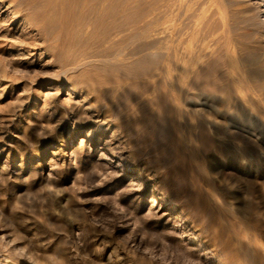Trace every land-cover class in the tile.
<instances>
[{"label": "rangeland", "instance_id": "rangeland-1", "mask_svg": "<svg viewBox=\"0 0 264 264\" xmlns=\"http://www.w3.org/2000/svg\"><path fill=\"white\" fill-rule=\"evenodd\" d=\"M67 1L72 13H54L35 45L0 49V264H233L211 247L214 231L232 239L242 221L254 246L264 240V216L260 233L248 210L254 188L264 193V14L246 0H126L148 6L149 29L137 38L138 20L100 24L82 15L94 0ZM8 11L0 2V20ZM19 23L1 29L22 43ZM117 47L148 49L136 65L149 69L147 100L132 106L148 111L145 134L121 132L125 102L110 111L93 100L107 84L92 72L134 76L89 57Z\"/></svg>", "mask_w": 264, "mask_h": 264}, {"label": "bare ground", "instance_id": "bare-ground-1", "mask_svg": "<svg viewBox=\"0 0 264 264\" xmlns=\"http://www.w3.org/2000/svg\"><path fill=\"white\" fill-rule=\"evenodd\" d=\"M64 1L67 0H0V2H4L5 4H7V9L9 10V14H11V17L9 18L8 16L4 17L3 19L0 20V49H2L5 46H9L11 47L12 45L15 46H20L22 48L24 47H31L33 46L35 39L37 37L38 32L49 28L51 24H53V21L56 20L52 18V15L56 12H58L59 14H64L65 16L69 15V9L71 10V6L67 5L64 3ZM73 1V0H72ZM77 1V0H75ZM74 1V2H75ZM82 2L83 5H87L89 0H79ZM93 2V0H91ZM143 0H139V2ZM170 1V0H169ZM172 1V0H171ZM215 1V0H214ZM68 2V1H67ZM71 0L69 1V4H72L74 2H71ZM133 2V1H132ZM132 2L126 1V0H94V2L90 5L92 7L89 8L91 12V14H82L83 17L87 20L93 19L96 22H101L100 24H102L103 22H109L110 24H116L115 23V19L117 18H121L123 20H130L133 19V21L136 23V21L138 20L140 22V30L138 33H135L133 36L135 37H145L147 34V28L148 25L150 24L149 19L147 20V16H149L147 14V12L149 11H145V9L143 7H141L142 4H132ZM137 2V1H136ZM163 2V0H162ZM165 2V1H164ZM163 2V3H164ZM167 2V0H166ZM165 2V3H166ZM78 3V2H77ZM90 3V1H89ZM144 5L145 2H143ZM169 3V2H168ZM173 2H171L168 5H171ZM215 3V2H213ZM3 4V3H2ZM76 4V3H75ZM73 4V8L75 9ZM78 5L80 8L83 5ZM216 4V3H215ZM215 4H213L215 6ZM89 5V4H88ZM142 5V6H144ZM165 5V4H164ZM177 5V4H174ZM211 6L214 8V6ZM219 5V4H218ZM217 5V7H218ZM221 5V4H220ZM246 5L248 7H251L254 9L255 14L254 16L259 18V16H262L264 14V0H246ZM66 6H70V8H66ZM147 6V5H146ZM167 6V3L166 5ZM164 6V7H165ZM224 6V5H223ZM78 10L81 13V9H83V7L81 9ZM86 7V6H85ZM148 7V6H147ZM163 7V8H164ZM175 7V6H174ZM216 7V6H215ZM217 7L214 8V10H217ZM221 7V6H219ZM92 8V9H91ZM146 8V7H145ZM168 9V7H166ZM165 8V9H166ZM172 8V6H171ZM211 8V9H213ZM86 9V8H85ZM170 9V8H169ZM223 9V7H222ZM219 9V10H222ZM249 9V8H248ZM57 10V11H55ZM73 10V9H72ZM71 10V11H72ZM77 10V8H76ZM88 10V12H89ZM164 10V9H162ZM173 10V8H172ZM213 10V11H214ZM231 10V9H230ZM233 10V9H232ZM231 10V11H232ZM250 10V9H249ZM75 11V10H74ZM77 11V12H79ZM218 11V10H217ZM229 11V10H228ZM235 11V10H234ZM251 11V10H250ZM64 12V13H63ZM83 12V11H82ZM86 12V11H84ZM163 12V11H162ZM220 12V13H219ZM218 15L223 12L219 11ZM236 12V11H235ZM245 12V11H244ZM252 12V11H251ZM72 13V12H70ZM228 13V12H227ZM150 14V13H149ZM166 14V13H165ZM215 14V13H214ZM223 14V13H222ZM231 16L233 15V12L230 14ZM59 16V15H58ZM76 16V15H75ZM222 16H225L224 14ZM221 16V17H222ZM226 16H229L228 14ZM252 16V15H251ZM250 16V17H251ZM63 17V16H62ZM151 17V16H150ZM213 17V15H212ZM217 17V16H216ZM83 18V19H84ZM218 18V17H217ZM217 18H213L214 21H216ZM223 18V17H222ZM62 19V18H61ZM167 19V18H166ZM254 19V18H253ZM218 20V26L221 24L219 22V18ZM14 21H20V25H22V29L24 30L25 36L22 39V43H17L15 42L16 40H14V35L11 34L10 32H7L6 30L1 29L2 26H5V23L7 22H14ZM63 21V19H62ZM213 21V22H214ZM59 22V19H58ZM222 25L226 24V20L225 17L223 19ZM61 23V22H60ZM64 25H66V22H63ZM164 23V22H163ZM167 24V23H166ZM235 24V23H233ZM263 24H264V19H263ZM97 25V24H96ZM109 25V24H108ZM160 25V24H159ZM165 25V24H163ZM228 25V24H227ZM225 25V26H227ZM236 25V24H235ZM59 26V25H58ZM63 26V25H62ZM87 26V25H86ZM110 26V25H109ZM230 26V25H229ZM100 27V26H99ZM224 27V26H223ZM222 27V29H223ZM68 28V27H67ZM110 28V27H109ZM162 28V27H161ZM159 28V29H161ZM214 28V27H213ZM218 28V27H217ZM232 28V25L231 27ZM235 28V27H234ZM59 29V28H57ZM56 29V30H57ZM63 29V28H62ZM61 29V30H62ZM66 29V28H65ZM84 29V28H83ZM101 29V27H100ZM167 29V28H166ZM219 29V28H218ZM59 29V31H61ZM75 30V29H74ZM168 30V29H167ZM224 30L225 27H224ZM223 30V31H224ZM242 30V29H241ZM257 30V29H256ZM55 31V30H54ZM64 31V30H62ZM61 31V32H62ZM162 31V30H160ZM164 31V30H163ZM217 31V30H216ZM219 30V34H220ZM233 30H231L232 32ZM235 31V30H234ZM236 31H238L236 29ZM243 31V30H242ZM21 32V31H20ZM57 32V31H56ZM71 32V31H70ZM214 32V31H213ZM224 33V32H223ZM244 33V32H243ZM63 34V32H62ZM218 34V33H217ZM218 34V35H219ZM227 34V33H226ZM224 34V35H226ZM240 34V33H239ZM237 34V36L239 35ZM242 34V33H241ZM58 35V34H57ZM22 36V35H21ZM227 37H229L228 35H226ZM226 36L225 38L222 37V39H224L226 41ZM244 36V35H243ZM240 37V36H239ZM130 38V37H129ZM236 38V37H235ZM238 38V37H237ZM21 39V38H20ZM70 39V38H69ZM141 39V38H140ZM144 39V38H143ZM133 40V39H132ZM18 41V40H17ZM21 41V40H20ZM135 41V40H134ZM142 41V40H141ZM151 41V39H150ZM132 42V41H131ZM130 42V43H131ZM144 42V41H143ZM148 42V41H147ZM222 42V41H221ZM228 42V41H227ZM236 42V40H235ZM243 42V41H242ZM128 43V42H127ZM129 43V44H130ZM219 43V42H218ZM224 43V42H223ZM222 43V44H223ZM226 43V42H225ZM224 43V44H225ZM240 43V42H239ZM148 44V43H147ZM158 44V43H156ZM221 44V43H220ZM234 44V43H233ZM247 44V43H246ZM35 45V44H34ZM133 45V44H132ZM142 45V44H141ZM237 45V43H236ZM240 45V44H238ZM243 45V44H242ZM156 46V45H154ZM187 45H185V48ZM224 46V45H223ZM227 46V45H226ZM229 46V45H228ZM227 46V47H228ZM177 47V46H176ZM225 47V46H224ZM235 47V46H234ZM242 47V46H241ZM239 47V48H241ZM246 49V46H244ZM118 48V47H117ZM158 48V47H157ZM164 48V47H163ZM178 48V47H177ZM180 48V46H179ZM182 48V47H181ZM180 48V49H181ZM230 48V47H229ZM159 49V48H158ZM157 49V50H158ZM162 49V48H161ZM184 49V48H182ZM106 50V49H105ZM104 50V51H105ZM148 49H113L112 51H105V52H101L99 54H90V56L96 58L99 63L101 64V66H116V65H121V66H125L126 69L128 68L129 70H131V72L133 73V77L137 78H141L144 79V81L140 82L139 81H133L135 80L133 77H129V76H124V75H120V76H109V77H104L103 74L100 75V73H91L90 75V79H92L95 83H99V84H107V89L106 91H104V97L100 98V97H95L93 100L98 102V103H103L107 110H110L111 106H122V104L125 102L126 105V112L122 113V115L120 116V126H121V132H123V134L125 135H131L132 133H137L139 132L140 134H145L146 133V128L148 127L149 123H150V119L148 118V111L147 109H145L144 107H142V105L140 107H135L132 108L133 105H137L138 103L143 102L146 99L147 100V96L144 99L143 95H147L148 93L145 92L142 93L141 92V86H144L145 88L148 82V79L151 78L150 76H148V68H140L137 69L136 65L142 62H146L148 61ZM156 50V49H155ZM169 50V49H168ZM188 50V52L190 53L189 49H186V51ZM161 51V50H160ZM164 51V50H163ZM162 51V53H163ZM184 51V50H183ZM166 52V51H165ZM164 52V53H165ZM169 52V51H168ZM187 52V53H188ZM168 54V53H167ZM166 54V55H167ZM170 54V52H169ZM161 55V54H158ZM156 55V56H158ZM172 56V57H171ZM182 56V55H181ZM180 53H179V49H174V51L172 52V55L170 54V57L172 58V62H173V70L174 72L177 73V75H179L180 69L181 67V62L179 60ZM184 56V54H183ZM187 57L191 56V55H186ZM193 57V56H192ZM159 58V56H158ZM183 58V57H182ZM92 59V58H91ZM163 60V59H162ZM189 60V59H187ZM155 61V60H154ZM169 61H166L164 66H163V70L164 72H169L170 68L168 64ZM83 64V63H82ZM81 64V65H82ZM88 65V64H87ZM79 68V65H76ZM84 65H82L83 67ZM149 66V65H148ZM155 66V64H154ZM194 66V62L192 63L191 61L188 63V67L190 72H192L195 68H193ZM75 67V66H74ZM86 67V66H85ZM89 68V67H88ZM87 68V69H88ZM107 68V67H106ZM76 69V68H75ZM124 69V68H123ZM127 69V70H128ZM153 69V68H151ZM172 69V68H171ZM83 70V69H82ZM116 70V69H115ZM89 71H93V69H89ZM96 71V70H95ZM121 71V70H120ZM119 71V72H120ZM153 71V70H152ZM162 71V70H161ZM98 72H100L98 70ZM110 72V71H109ZM108 72V73H109ZM114 73V72H113ZM172 73V72H170ZM112 74V73H111ZM121 74V72H120ZM190 74V73H189ZM88 75V74H87ZM107 75V74H106ZM105 75V76H106ZM109 75V74H108ZM119 75V74H117ZM173 75V74H172ZM171 75V76H172ZM192 75H194V73H192ZM169 77V76H168ZM89 79V78H87ZM180 79V78H179ZM182 79V78H181ZM165 80V79H164ZM176 80V79H175ZM174 80V81H175ZM93 81H88V82H93ZM181 81V80H180ZM87 82V81H86ZM94 83V85H95ZM175 83V82H174ZM178 83V82H177ZM96 84V85H97ZM159 84V83H158ZM179 84V83H178ZM260 84V83H259ZM91 85V83H90ZM103 86V85H102ZM163 86V85H162ZM264 86V85H263ZM101 87V86H100ZM254 87V86H253ZM99 88V87H98ZM97 88V89H98ZM103 88V87H102ZM178 88V87H177ZM144 89V88H143ZM165 89V88H164ZM176 88L174 87L173 90H175ZM183 89V88H182ZM188 89V88H187ZM104 90V89H103ZM145 90V89H144ZM147 90V89H146ZM154 90V89H153ZM160 90V89H159ZM149 91V89H148ZM147 91V92H148ZM87 92L89 93H94V89L92 87H88ZM157 92V91H156ZM160 92V91H159ZM163 92V91H162ZM166 93V92H165ZM191 93V92H190ZM102 94V93H101ZM152 93H150L151 95ZM157 94V93H156ZM194 94V93H193ZM261 96L263 95L262 93H260ZM158 95V94H157ZM163 95V94H162ZM190 95V94H189ZM256 95V94H255ZM96 96V95H95ZM153 96V94H152ZM181 96V95H180ZM157 97V96H156ZM264 97V96H262ZM93 98V97H92ZM152 99V97H150ZM150 99V100H151ZM154 99V97H153ZM159 99V98H158ZM177 96L176 94L173 96V101H176ZM259 99V97H258ZM257 99V100H258ZM261 99V98H260ZM259 99V100H260ZM157 100V99H156ZM165 100V99H164ZM153 101V100H152ZM264 101V99L260 100V104L261 102ZM92 102V101H91ZM150 102L147 104L149 107ZM162 102V101H161ZM168 102V101H167ZM256 101H254L255 104ZM160 102H157V104ZM172 103V102H171ZM263 104V102H262ZM103 105V106H104ZM124 105V104H123ZM152 105V104H151ZM162 105V104H159ZM157 105V106H159ZM169 105V104H168ZM178 105V104H177ZM187 105V104H186ZM258 105V104H257ZM102 106V105H101ZM100 106V107H101ZM130 107V108H128ZM134 107V106H133ZM161 107V106H159ZM172 107V106H171ZM260 107V105L258 106V108ZM152 108V107H151ZM173 109V108H172ZM230 109V108H229ZM102 110V109H101ZM104 110V109H103ZM150 110V109H148ZM159 110V109H158ZM162 110V109H161ZM169 110V109H167ZM264 110V109H263ZM111 111V110H110ZM119 111V110H118ZM123 111V110H122ZM121 111V112H122ZM154 111V110H153ZM170 111V110H169ZM230 111V110H229ZM247 111V110H246ZM161 112V111H160ZM174 112V111H173ZM226 112V111H225ZM233 112V111H231ZM242 112V111H241ZM244 112V111H243ZM103 113V112H102ZM117 113V112H116ZM168 113V112H167ZM172 113V112H171ZM223 113V112H222ZM109 114V113H108ZM236 114V113H235ZM116 115V114H115ZM169 115V114H168ZM172 115V114H171ZM170 115V116H171ZM228 115V114H227ZM231 115V114H230ZM237 116V114H236ZM112 117V116H111ZM117 118V117H116ZM237 118V117H236ZM118 121V120H117ZM173 122V120H172ZM171 123V122H170ZM151 125V124H150ZM171 126V125H170ZM118 127V126H117ZM117 130V129H116ZM115 131V130H114ZM149 131V130H148ZM172 131V130H171ZM204 132V131H203ZM173 135V134H172ZM176 135V134H175ZM173 135V136H175ZM198 136V135H197ZM140 137V136H139ZM203 137V136H202ZM141 138V137H140ZM147 138V137H146ZM144 141V140H143ZM179 144V143H178ZM220 147V146H219ZM218 149V148H217ZM225 149V148H224ZM252 154V153H251ZM224 155V154H223ZM116 167H118V170H125V171H130V168L127 167V165H123V164H118ZM263 172V171H262ZM261 173V172H260ZM132 180H135V178H132ZM259 182V181H258ZM258 185V183H257ZM261 185V184H260ZM220 188V186L218 187ZM261 187L256 186L254 188V193H255V198L253 200L254 203L251 204L248 208L250 213H255L254 215H252V219L253 221L256 223L257 228L259 229L260 233L262 232L260 229L263 226V216L264 213L262 212L263 207H264V193H262V190L260 191ZM153 200V199H152ZM219 204V202H218ZM164 205H167V203L163 200L160 202L159 207H163ZM170 208V207H169ZM237 209V208H236ZM246 211V210H245ZM239 212V211H238ZM242 213V212H241ZM245 213V212H244ZM243 214V213H242ZM239 215V214H238ZM241 217V216H240ZM243 217V216H242ZM246 217V216H245ZM227 218V216H226ZM242 220V218H241ZM236 222V221H235ZM220 223V222H219ZM221 224V223H220ZM238 226L240 227L239 232H237V234L235 235V237L233 236L232 239L230 237V235H224V234H218V232L214 231L213 235L211 236V239H209L211 242V247L214 246H218V244L221 245V248L223 251L228 252V256H227V260L230 263L233 264H264V240L258 244V246H254L255 242L247 239L248 237L246 235L249 234L248 230L246 228H244V223L242 221H239ZM237 224L235 225V227H237ZM255 225V224H253ZM243 228H242V227ZM238 228V227H237ZM242 228V229H241ZM255 228V226H254ZM239 229V228H238ZM241 231V232H240ZM235 233V232H234ZM212 234V233H211ZM262 235V234H261ZM247 237V238H246ZM223 239L224 240L222 242H219V239ZM208 240V241H209ZM254 240V239H253ZM207 241V242H208ZM254 243V244H253ZM256 247V248H255ZM60 249V248H59ZM61 253V252H60ZM188 254V253H187ZM213 255V254H212ZM207 259H211L212 257H206ZM215 263V262H214ZM219 264V263H218Z\"/></svg>", "mask_w": 264, "mask_h": 264}]
</instances>
